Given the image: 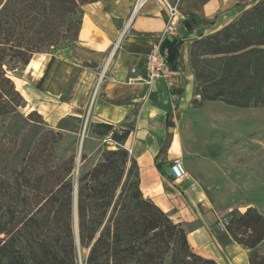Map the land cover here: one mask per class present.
<instances>
[{
  "label": "trees",
  "instance_id": "16d2710c",
  "mask_svg": "<svg viewBox=\"0 0 264 264\" xmlns=\"http://www.w3.org/2000/svg\"><path fill=\"white\" fill-rule=\"evenodd\" d=\"M100 1L4 0L0 5V264H80L79 247L83 264H219L196 254L185 225L145 196L138 162L123 147L129 130L89 125L77 176L78 132L55 130L34 110L26 118L44 130L22 167L11 165L18 141L1 135L27 101L10 73L58 47L76 54L83 7ZM189 64L194 109L207 102L264 108V0H254L235 20L194 40ZM108 139L116 149L95 151ZM246 148L252 150L239 148L226 160ZM227 220V234L248 251V264H264L262 211L252 205Z\"/></svg>",
  "mask_w": 264,
  "mask_h": 264
},
{
  "label": "crops",
  "instance_id": "0c3cea01",
  "mask_svg": "<svg viewBox=\"0 0 264 264\" xmlns=\"http://www.w3.org/2000/svg\"><path fill=\"white\" fill-rule=\"evenodd\" d=\"M182 1L179 0V35L166 37L164 40L171 73L168 77L159 79L151 90L143 81L147 75L146 57L163 32L166 22L165 13L157 0L150 1L141 9L125 34L123 32L129 24L135 0H102L84 6L83 25L76 54L73 55L68 47H58L53 54L36 55L39 59L34 61V57L26 68H32V76L27 80L29 82L24 81L28 92L21 88L20 82L16 86L27 101L26 109L30 108L29 113L37 111L53 129L57 126L61 128L65 116L76 117L78 111L85 110L87 128L91 124H105L110 125L112 131L129 130L130 136L135 134L140 142L137 148L131 150L135 155H131L140 167L141 189L145 196L151 198L172 218L178 217V222L192 227L187 233V239L196 254L221 264L225 250L233 256L240 254L241 259H237V262H242L243 257L248 264V251L232 242L227 231L221 234L212 232L209 225H193L195 219L182 200L183 193L190 203L206 205L209 202L206 189H215L217 186L209 185L210 179L203 184L200 176L203 175L202 167L199 168L201 170L198 169L196 178L191 177L193 184L188 181L191 174L187 166L191 153L188 154L184 145L179 143L178 137L182 136L179 124L188 110H199L194 109L191 104L196 87L189 64L191 43L235 20L242 11L252 6L254 0H207L196 10L185 9ZM90 65L97 67L98 71L89 70ZM103 68L106 69V76L98 83V76ZM76 70H79L81 78L74 84ZM81 82L85 85L82 86L79 100L74 95L67 96L63 101L55 100L64 92L78 90ZM98 84V97L96 95V100L88 109L91 94ZM137 97L143 99L139 104L133 102ZM47 100L50 101L46 102ZM171 133V141L165 146ZM129 138L124 144L129 142ZM145 140L156 142L155 145L151 142L152 148L149 150H140V143ZM101 145L95 151L102 152L99 150ZM182 158L186 159V164ZM175 159H181L188 172V176L180 181H175L170 172V166ZM166 177L174 188L179 189L183 184L182 194L166 192ZM235 177L242 180V177ZM243 180L245 184L242 187H234L231 191H227L228 185H222L225 189L224 195L217 190L209 193L218 209L207 210L206 219L217 220L224 216L221 219L224 220L229 214L244 213L248 207L256 206L255 200H250L247 194L244 193L243 196L242 192L239 195V190L248 188L247 181L245 178Z\"/></svg>",
  "mask_w": 264,
  "mask_h": 264
},
{
  "label": "rangeland",
  "instance_id": "374dc122",
  "mask_svg": "<svg viewBox=\"0 0 264 264\" xmlns=\"http://www.w3.org/2000/svg\"><path fill=\"white\" fill-rule=\"evenodd\" d=\"M3 1L4 0H0V5ZM206 1L207 0H183L182 5L183 7H186L185 9L189 8L196 10ZM38 59L39 58L35 57L34 61H37ZM88 68L92 71H98L97 67L93 65L88 66ZM31 70L32 68L28 70H17L13 73H10V76L14 82L16 84L20 82L22 85L21 88L26 92H28V90L24 81L29 82L27 80H29L32 76L30 74ZM50 70L51 67L49 68V71ZM103 70L104 68L100 72V75L102 74ZM78 71L79 70L75 71L76 77H73L74 84L75 81H78V79L81 78L80 74H78ZM100 75L98 76V83L101 77ZM83 81L86 83V79ZM84 82L80 83L81 87L78 90L76 89L72 91V89L64 92L59 98H55V100L63 101L65 98H67V96L73 97V95L74 97H77L76 100H79L78 97L82 93V86L85 85ZM97 86L98 85L95 86L93 93L91 94L89 104L87 106L88 109L90 106H92V103H94L93 96L96 92ZM49 101L50 100H47L46 102ZM51 103L54 102L51 101ZM29 111L30 108H25L22 109L19 114L13 116L1 135V137L5 139L15 138L18 141L17 152L12 158L11 162L13 168L19 169L22 167L33 143L35 142L38 135L44 130V127L35 125L27 120L26 113H29ZM84 112L85 115H83ZM86 116L87 113L85 110L78 111L76 117L69 115L65 116V120L62 121L61 128L78 132L81 143L85 131L84 129L87 119ZM179 128L182 134L181 138L178 137L179 143L184 145L188 154L191 153V157L189 158L190 163L187 166L189 168V173L191 174L188 181L193 184V179H191V177L193 176L196 178V176H198V169L202 167L203 173L201 174L203 175L200 176L203 178V184L206 183V180L210 179V183L208 184L217 186L215 189H209L211 190L209 192V190L206 189L207 185H205L206 187L204 188L206 191H208L209 199V202H207L206 205L202 203H190L189 199L183 193L184 199L182 198V200L185 203V206L189 208L195 219L193 225H209V229L212 232L223 234L224 232L219 230L217 224L218 222L222 221L221 219L224 216L217 220L213 218H205L207 210L213 211L218 209L217 204L213 201V197H209V193L216 192L217 190L219 194L224 195L225 189L222 187V185H228V188H231H227V191H231L234 187L240 188L245 184L243 178H245L247 181L248 188H245L246 190H239V195L243 194L244 196L245 193L248 195L250 200H255L256 206L264 214V108L244 109L230 106L221 102H207L199 110H191V112L188 110L186 117H184V119H182L181 123L179 124ZM55 130H60V127H55ZM86 133L87 131H85V135ZM171 135L172 133L166 140L165 146L169 145L171 141ZM138 142H140L139 138L135 134H132L129 138V142L123 146L130 151V154L135 155L131 150H133L134 147L137 148V145H139ZM151 142L155 145L156 140H145L144 143H140V150H149L152 148L150 147L152 146ZM236 147H248L252 150H248L246 148L241 153H239L238 156L231 158L229 161H225L226 155L237 149ZM116 148V144L108 141L103 143L99 147V150H114ZM254 148L256 149L254 150ZM79 151L80 145L78 153ZM182 160L186 164V159L182 158ZM230 175H232V177ZM235 176L242 177V180L240 181L239 178H236ZM166 178L168 180L164 181L166 192L170 191L178 195L182 194L181 189L183 188V184L180 185L181 188L179 189L174 188L171 185L170 179L168 177ZM236 181H238V184L235 183ZM197 188H199V186ZM231 215L232 214L227 215L224 219H228ZM177 218L178 217L175 216L173 219L178 222ZM185 227L187 233L192 229L191 226ZM81 255L83 261V252H81ZM237 255L238 256H233L224 250V253H222L221 264H247L246 261H244L242 254L241 257L243 261L241 262L238 260L237 262V259H241L239 258L240 254Z\"/></svg>",
  "mask_w": 264,
  "mask_h": 264
},
{
  "label": "built area",
  "instance_id": "2783aa9c",
  "mask_svg": "<svg viewBox=\"0 0 264 264\" xmlns=\"http://www.w3.org/2000/svg\"><path fill=\"white\" fill-rule=\"evenodd\" d=\"M152 0H135L134 7L129 19V24L126 25L123 34L126 33L127 29L130 27L133 19L138 15L141 9ZM162 8V11L166 16V24L163 32L157 39V42L151 47L149 53L146 57V79L143 80L144 83L151 90L156 82L161 79L168 77L171 73V68L167 63L165 49H164V40L166 37H177L180 30V21L181 13L179 7V0H157ZM100 82L106 76V69L103 70L100 75ZM100 84H98L96 92L93 96V101L96 98ZM143 99L137 97L133 100L134 103L139 104ZM87 121V120H86ZM112 142L110 139L105 142ZM113 143V142H112ZM170 172L175 181H180L188 176V172L181 159H175L170 166ZM228 225V220L224 219L221 222H218L217 226L219 230L225 232Z\"/></svg>",
  "mask_w": 264,
  "mask_h": 264
},
{
  "label": "water",
  "instance_id": "95a60500",
  "mask_svg": "<svg viewBox=\"0 0 264 264\" xmlns=\"http://www.w3.org/2000/svg\"><path fill=\"white\" fill-rule=\"evenodd\" d=\"M86 128H87V125H85V129H84L85 131H86ZM85 131H84L81 143H80V151L78 153L77 171H76V175L77 176L79 174V169H80L81 154H82V148H83V143H84V138H85ZM75 216H76V220H75L76 235H77V242H78V245H79L78 222H77V188H76V192H75ZM79 258H80V264H83L80 247H79Z\"/></svg>",
  "mask_w": 264,
  "mask_h": 264
},
{
  "label": "bare ground",
  "instance_id": "6f19581e",
  "mask_svg": "<svg viewBox=\"0 0 264 264\" xmlns=\"http://www.w3.org/2000/svg\"><path fill=\"white\" fill-rule=\"evenodd\" d=\"M108 65V64H107ZM107 65H106V67H107Z\"/></svg>",
  "mask_w": 264,
  "mask_h": 264
}]
</instances>
